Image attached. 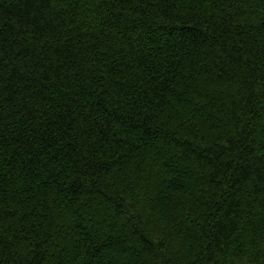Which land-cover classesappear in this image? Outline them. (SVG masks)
Returning <instances> with one entry per match:
<instances>
[{"label": "trees", "instance_id": "obj_1", "mask_svg": "<svg viewBox=\"0 0 264 264\" xmlns=\"http://www.w3.org/2000/svg\"><path fill=\"white\" fill-rule=\"evenodd\" d=\"M0 264H264V0H0Z\"/></svg>", "mask_w": 264, "mask_h": 264}]
</instances>
